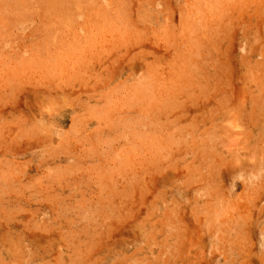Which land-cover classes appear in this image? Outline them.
<instances>
[{"label": "rangeland", "instance_id": "obj_1", "mask_svg": "<svg viewBox=\"0 0 264 264\" xmlns=\"http://www.w3.org/2000/svg\"><path fill=\"white\" fill-rule=\"evenodd\" d=\"M0 264H264V0H0Z\"/></svg>", "mask_w": 264, "mask_h": 264}]
</instances>
